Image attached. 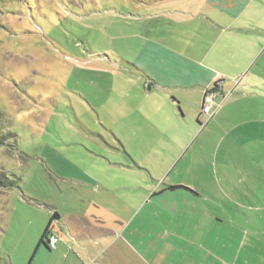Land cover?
<instances>
[{"label":"crops","instance_id":"0c3cea01","mask_svg":"<svg viewBox=\"0 0 264 264\" xmlns=\"http://www.w3.org/2000/svg\"><path fill=\"white\" fill-rule=\"evenodd\" d=\"M177 3L155 15L177 26L134 58L145 88L109 117L121 149L73 158L80 198L38 221L44 233L58 214L60 264H264V0ZM216 82L222 105L202 127Z\"/></svg>","mask_w":264,"mask_h":264},{"label":"rangeland","instance_id":"374dc122","mask_svg":"<svg viewBox=\"0 0 264 264\" xmlns=\"http://www.w3.org/2000/svg\"><path fill=\"white\" fill-rule=\"evenodd\" d=\"M169 3L0 0V130L8 139L0 146V178L14 184H0V264L61 263L39 246L38 221L52 203L72 211L80 198L73 158L89 166L82 158L121 149L109 117L132 109L145 88L133 61L141 41L165 38L177 26L155 16Z\"/></svg>","mask_w":264,"mask_h":264},{"label":"built area","instance_id":"2783aa9c","mask_svg":"<svg viewBox=\"0 0 264 264\" xmlns=\"http://www.w3.org/2000/svg\"><path fill=\"white\" fill-rule=\"evenodd\" d=\"M239 82L240 80H237L236 84H238ZM221 88L222 86L220 85V83L216 82L212 86L206 88L204 91L203 102L199 115V121L202 127H205L207 123L215 117L217 110L222 105V101L218 102V96ZM229 94L230 93L224 95L223 100H226ZM61 240L62 239L59 234H57L56 232L51 233V235L49 236V248L51 250H55Z\"/></svg>","mask_w":264,"mask_h":264},{"label":"trees","instance_id":"16d2710c","mask_svg":"<svg viewBox=\"0 0 264 264\" xmlns=\"http://www.w3.org/2000/svg\"><path fill=\"white\" fill-rule=\"evenodd\" d=\"M5 138L2 136V130H0V146H3L4 145V141L5 140H8V139H5ZM2 176H1V178H0V184L2 185V187H4V188H9V187H13L14 186V184L13 183H3L2 182ZM176 187H173V186H170L169 187V190H173V189H175ZM57 217H58V214L56 213V212H54L53 214H52V218H51V220H50V222H49V224H48V226H47V228L45 229V231H44V233H43V235H42V238H41V241H40V244H44L46 247H49V236L51 235V233H53V232H55L52 228H51V226H52V223H53V221H55L56 219H57ZM50 249V248H49ZM51 250V249H50Z\"/></svg>","mask_w":264,"mask_h":264}]
</instances>
